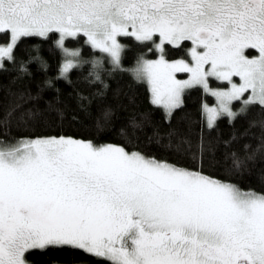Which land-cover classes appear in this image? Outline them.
<instances>
[{"label":"snow or ice","instance_id":"snow-or-ice-1","mask_svg":"<svg viewBox=\"0 0 264 264\" xmlns=\"http://www.w3.org/2000/svg\"><path fill=\"white\" fill-rule=\"evenodd\" d=\"M4 34L10 40L0 46V72L9 71L5 61L10 62L17 72L13 83L32 77L30 64L48 70L36 47L25 49L26 60L17 59L15 50L26 38L59 34L56 47L64 59L59 74L46 78L35 94L9 90L10 103L0 113V137H9L0 139V264H30L31 253L53 247L79 250L100 264H264V194L204 174L215 162L205 129L214 130L221 116L233 123L253 107L264 110V0H0ZM77 37L106 54L113 70L121 68L127 47L120 37L159 52L158 60L138 57L133 73L149 84L151 102L164 110L168 128L161 130L151 113H141L121 135L138 141L143 134L146 146L163 148L175 162L71 136L11 137L13 128L31 127L47 115L55 114L61 124L67 118L54 81L71 85L68 74L88 63L64 45ZM166 46L182 49L190 60L169 61ZM248 50L258 55L249 57ZM91 63L81 82L93 91L74 89L85 115L106 98L104 75L111 74L100 60ZM177 72L189 78L178 80ZM210 77L230 88H210ZM194 87L217 101V107L205 106L207 122L195 140L172 125L185 91ZM45 90L56 95L41 110ZM234 101L241 104L238 111ZM29 102L33 107L24 109ZM101 115L109 120L111 108H102ZM257 127L255 148L244 143L243 156L230 151L231 171L242 174L264 157V120L248 121L224 145L256 138L251 129Z\"/></svg>","mask_w":264,"mask_h":264},{"label":"trees","instance_id":"trees-1","mask_svg":"<svg viewBox=\"0 0 264 264\" xmlns=\"http://www.w3.org/2000/svg\"><path fill=\"white\" fill-rule=\"evenodd\" d=\"M59 34H51L48 40L38 37L26 38L15 50L17 59H27L29 53L25 49L34 47L39 49V55L48 64L47 72L38 71V65L33 63L28 67L32 72L31 78H25L21 84L13 83L17 72L12 71L13 65L5 61V67L9 69L6 72H0V113L5 111L10 103L9 90L17 92L24 89H30L33 94L38 91L46 78H55L59 74L60 66L63 63V54L56 47V41ZM1 41L9 39L7 34L0 35ZM127 47L122 53L121 68L113 70V66L108 62L107 57L98 50H94L87 44L84 37L76 39L68 38L64 41L65 47L69 49H78L83 60L88 61L82 68L73 69L68 75L71 85L63 80H55V87L61 90V99L63 100V109L67 118L61 124L55 114L47 115L46 120H39L31 127L13 128L11 137L15 139L36 138L48 136H71L78 140L90 141L94 145L100 146L112 144L124 147L125 150L141 151L149 156H155L158 159H167L175 162V157L166 152L163 148H158L154 144L146 146V140L143 134L138 141H133L121 135V129L128 131L129 121L133 118L139 119L141 113H151L154 123L167 130L168 124L165 123L164 110L152 104L149 98V90L144 82H139L132 74V69L136 66L138 57L144 56L153 58L157 55L154 50L149 51L148 46L140 45L134 39H119ZM190 47V42H186ZM169 61L186 59L182 49H175L166 46ZM33 55L35 53H32ZM93 60H100L107 73L104 79L109 85L106 98L102 103L95 102L91 106V115H85L77 108L74 89L90 95L92 87L81 82V78L86 76L92 69ZM103 60V61H102ZM226 85L225 83H216ZM98 87V86H97ZM56 93L52 90L43 92L44 99L38 102V107L45 109V100H51ZM132 101V102H130ZM213 97L207 94L202 88L195 87L186 91L183 95V107L174 113L172 125L187 131L191 134L193 140L201 131L203 125H206L203 104L213 102ZM35 102H29L24 105V109L33 107ZM111 108L113 115L109 120H104L101 115V109ZM22 109L21 111H23ZM19 114V113H18ZM75 117L73 119L72 117ZM97 120L100 121V127H97ZM257 122L264 120V110L260 107H253L249 110L247 118L238 117L233 123L229 118L221 116L217 120V127L210 133L205 129V134L214 146V160L211 167L204 169V174L214 179L224 182H230L237 185L241 190H253L264 194V157L258 158L255 164L249 165V170L242 174H237L232 169V159L229 155L231 150H236L240 156L244 155L242 145L250 143L253 148L259 143L260 129H251L256 138L249 136L241 139L239 143H233L231 148H226L224 141L230 140L233 132L242 133L248 128V121ZM150 131V130H149ZM0 139H9V137H0ZM183 163V162H181ZM30 264H100V262L79 250L69 247H53L44 252H33L28 256Z\"/></svg>","mask_w":264,"mask_h":264},{"label":"rangeland","instance_id":"rangeland-1","mask_svg":"<svg viewBox=\"0 0 264 264\" xmlns=\"http://www.w3.org/2000/svg\"><path fill=\"white\" fill-rule=\"evenodd\" d=\"M58 39H59V37H58ZM9 40H10V37H9V39H6L4 42L3 41H1V39H0V46H4V45H7L8 43H9ZM85 40H86V38H85ZM118 40H119V38H118ZM119 42L121 43V41L119 40ZM122 44V43H121ZM71 50H78V49H71ZM152 50H154L156 53H157V55L155 56V57H153V58H147V57H144L145 59H149V60H158L159 59V56H160V54H159V52H157L154 48H152ZM123 53V52H122ZM63 54V53H62ZM101 54H104V53H101ZM106 57H107V55L106 54H104ZM246 55H249V57H252V56H256V55H258V53L255 51V50H248L247 52H246ZM63 58H64V56H63ZM188 60H190V57H189V59ZM103 61V60H102ZM136 67V66H135ZM134 67V68H135ZM133 68V69H134ZM133 69H132V74L134 75V73H133ZM176 78L178 79V80H187L188 78H189V74L188 73H183V72H177L176 74ZM135 77V76H134ZM233 80L235 81V82H237V83H239L240 81H239V77H233ZM225 83L226 85H218V84H216V83ZM146 85H147V88H148V90H149V98H150V101H152V95H151V92H150V86H149V84L148 83H146V82H144ZM209 85H210V88H212V89H218V90H228L229 88H230V85L226 82V81H219V80H216L215 78H209ZM195 88V87H194ZM201 88V87H200ZM192 89V88H191ZM203 89V88H202ZM189 90V89H188ZM188 90H186V91H188ZM204 90V89H203ZM185 91V92H186ZM207 93V92H206ZM207 94H209V95H211L210 93H207ZM246 96L248 95L247 93L245 94ZM212 96V95H211ZM213 97V102H212V104H210V103H204L203 104V113H204V118H205V122H207V116H206V107L205 106H207V108H212V107H217V101H216V98L214 97V96H212ZM241 107V104H240V102L239 101H234L233 102V104H232V108H233V110L234 111H238L239 110V108ZM227 117V116H226Z\"/></svg>","mask_w":264,"mask_h":264},{"label":"flooded vegetation","instance_id":"flooded-vegetation-1","mask_svg":"<svg viewBox=\"0 0 264 264\" xmlns=\"http://www.w3.org/2000/svg\"><path fill=\"white\" fill-rule=\"evenodd\" d=\"M9 38V35H7ZM119 39H133V38H124V37H120Z\"/></svg>","mask_w":264,"mask_h":264}]
</instances>
